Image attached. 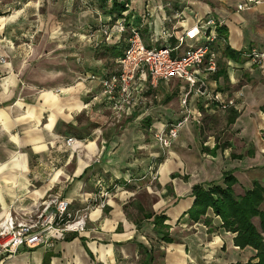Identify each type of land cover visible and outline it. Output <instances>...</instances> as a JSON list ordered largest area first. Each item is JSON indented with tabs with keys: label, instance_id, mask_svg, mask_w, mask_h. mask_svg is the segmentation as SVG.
<instances>
[{
	"label": "crops",
	"instance_id": "crops-1",
	"mask_svg": "<svg viewBox=\"0 0 264 264\" xmlns=\"http://www.w3.org/2000/svg\"><path fill=\"white\" fill-rule=\"evenodd\" d=\"M46 1L0 0V218L9 211L27 216L48 196L69 199L73 215L91 213V218L84 231L60 233L51 245L22 247L12 256L0 249V264H138L145 248L161 264L253 259L256 250L236 246V233L222 227L212 209L207 213L211 225L207 217L191 221L186 212L194 202L193 185L224 186V171L232 170L238 179V194L252 189L255 180L264 186V177L250 174L254 166L264 168V139L255 154L244 150L248 142H237L239 133L218 139L221 118L240 128L246 140L255 137L252 116L264 118V0L241 11L237 5L245 0H130L147 44L163 28L180 36L214 15L225 19V48L235 55L226 58L225 48L219 49V69L222 63L227 77L218 76V70L208 82L225 98H236V105L223 111L209 96H193L190 105L200 115L184 124L166 153L157 146L155 133L182 118L186 81L173 77L151 85L138 79L143 102L119 118L100 78L90 75L119 71L129 35L106 40L101 26L111 17L95 5L81 8L83 0H51L63 13L50 12L46 18ZM181 4L183 19L166 20ZM171 42L177 44L176 37ZM194 42L186 40L173 54L181 55ZM252 48L263 54L260 60L247 55ZM69 137L75 138L71 146ZM226 140L233 141L223 148ZM100 178L110 195L105 207L95 210L103 200L97 193ZM143 190L155 197L151 205L139 196ZM93 193L98 195L85 200ZM140 205L167 215L174 242L163 240L152 219L139 220ZM254 223L261 229L258 217Z\"/></svg>",
	"mask_w": 264,
	"mask_h": 264
},
{
	"label": "built area",
	"instance_id": "built-area-1",
	"mask_svg": "<svg viewBox=\"0 0 264 264\" xmlns=\"http://www.w3.org/2000/svg\"><path fill=\"white\" fill-rule=\"evenodd\" d=\"M259 0H245L237 5L239 11L251 8ZM85 3V2H83ZM171 5V3H169ZM131 8V6H130ZM130 10L125 11V14ZM184 9L176 7L172 15L166 20L177 22L183 19ZM146 15L151 13L147 12ZM225 19L209 16L191 29H186L180 36H175L173 28H163L161 33H153L150 44H147L139 28L134 27L128 37L129 44L119 59V71L99 77L96 74L91 78H100L103 94L109 104L114 108L117 116L126 117L139 108L143 102V95L137 80L148 81L156 85L159 80H170L179 77L186 81L180 96L183 116L181 119L156 131L155 142L168 152L173 142L179 137L185 123L193 119L200 112L194 110L190 101L193 96L207 95L211 101L218 103V109L226 111L236 105V98L224 97L220 91L210 89L208 76L219 70V29L225 25ZM127 32V25L123 18L109 21L101 26V34L106 40L123 36ZM176 37L177 44L171 39ZM186 50L179 56L173 52L185 44L186 40H193ZM159 44V45H157ZM254 60L263 56L257 49L252 48L247 53ZM74 137L66 140L73 145ZM97 193L103 197L95 210L103 209L106 202L104 198L110 195L109 189L104 186L101 179L97 181ZM93 193L85 200L94 199ZM70 200L53 197L44 199L39 207L28 213L27 216H18L7 212L0 218V249L9 256L17 254L22 247L34 248L39 245H51L58 234L67 232H82L86 229V219L91 213L73 215L70 210Z\"/></svg>",
	"mask_w": 264,
	"mask_h": 264
},
{
	"label": "trees",
	"instance_id": "trees-1",
	"mask_svg": "<svg viewBox=\"0 0 264 264\" xmlns=\"http://www.w3.org/2000/svg\"><path fill=\"white\" fill-rule=\"evenodd\" d=\"M81 8L93 7L100 8L103 14H109L111 20L123 18L127 25V32L130 35L132 28L137 27L134 19L135 16L130 12L125 14L131 8L130 0H83ZM109 3V9L105 6ZM83 4V5H82ZM99 11V10H98ZM223 27L219 29V40L217 42L218 49L225 48V35ZM141 30V29H140ZM226 58H234V52L229 46L224 51ZM218 76L227 77L226 67L220 63ZM237 112L230 116V122H233ZM213 152V151H212ZM234 158H242L243 154H232ZM160 162V159H159ZM177 175L174 174L173 177ZM187 179V177H184ZM101 179V178H100ZM99 180V179H98ZM102 180V179H101ZM224 186L219 184H211L206 187L202 183H196L192 187V196L194 197L193 205L186 212L189 219L198 222L203 217L206 224L211 225V219L207 216L210 209L213 210L216 216L222 220V227L227 231L236 233L234 243L240 248L252 247L256 250V255L253 259L247 262H236L233 264H264V186L257 180L254 181L252 189L245 191L243 194L236 193L234 186L238 183V179L234 176L232 170L223 172ZM103 182V181H102ZM121 184V183H120ZM124 186L128 187L129 183L124 182ZM122 186V184H121ZM109 189L110 187H106ZM140 211L143 212L141 221L144 219H152L154 229L157 233L162 234L164 241L168 243L174 242V238L170 236V225L166 223L167 215L163 212L152 213L146 212L143 207L139 206ZM260 219L261 229L254 223V218ZM139 220H137L139 224ZM138 264H161L154 262V255L152 251L144 249V256Z\"/></svg>",
	"mask_w": 264,
	"mask_h": 264
},
{
	"label": "rangeland",
	"instance_id": "rangeland-1",
	"mask_svg": "<svg viewBox=\"0 0 264 264\" xmlns=\"http://www.w3.org/2000/svg\"><path fill=\"white\" fill-rule=\"evenodd\" d=\"M77 2L75 1V3H74V5L76 4ZM55 4L50 0H48V2L46 1V5H45V12H43L42 14H43V16H46V18H48V13H50V12H57L58 14H62L63 13V10H60V11H58V7L57 6H54ZM69 14V13H68ZM42 16V17H43ZM44 18V17H43ZM220 114V113H219ZM252 115H253V113H252ZM225 115H222V116H220V118L221 117H224ZM253 118H254V120H255V124H254V127H255V130H254V135H255V137L254 138H252V139H250V140H246V139H244V138H242V131H241V129L239 128V129H236V128H234V127H231L230 125H227L226 124V122H225V119H223V118H221V120H219V122H218V139H223L224 137L225 138H227V137H229L231 134L232 135H235V134H237V133H239L238 135L239 136H237L238 137V140H237V142L240 144V145H243L244 143L243 142H241V141H245V142H248L249 144H248V146L246 145L245 146V144H244V146H245V148H244V150L246 151V150H248L247 152H250L251 154H255V152L257 151H259L260 152V150H262V145H261V143H262V139H264V118H262V117H259V116H256V115H253L252 116ZM263 117H264V114H263ZM112 119V118H111ZM262 123H263V125H262ZM122 123H117L116 125H117V127L119 128V125H121ZM257 136V137H256ZM258 139V140H257ZM230 140H226V142H224V143H222V147L223 148H225V146L226 145H228V143L230 144H232V141H230ZM158 146V145H157ZM220 146V147H221ZM159 147V146H158ZM159 149H161L160 147H159ZM166 153V152H165ZM167 155H164V157L163 158H165ZM243 156H245V154H243ZM234 158V157H233ZM255 162H257V161H255ZM251 171H250V174L251 175H255V176H259V177H264V168L263 167H261L260 165H258V166H254L253 168H251L250 169ZM157 191V190H156ZM139 196L140 197H142V198H144L150 205L152 204V202H153V200L155 199V197L154 196H151V195H147L146 194V192H145V190H143L140 194H139ZM51 198V196H48L46 199H50Z\"/></svg>",
	"mask_w": 264,
	"mask_h": 264
}]
</instances>
